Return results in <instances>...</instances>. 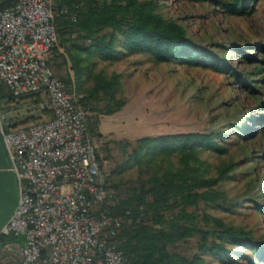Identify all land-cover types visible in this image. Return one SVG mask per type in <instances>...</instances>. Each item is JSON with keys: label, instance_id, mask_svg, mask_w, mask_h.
Instances as JSON below:
<instances>
[{"label": "trees", "instance_id": "trees-1", "mask_svg": "<svg viewBox=\"0 0 264 264\" xmlns=\"http://www.w3.org/2000/svg\"><path fill=\"white\" fill-rule=\"evenodd\" d=\"M255 1L222 0L215 6L221 13L239 18L253 13ZM52 6L58 46L52 51L49 67L52 72L54 68L55 78L68 92L80 96L78 102L89 115L88 134L97 140L101 139L97 132L98 117L114 115L125 106V101L117 98L122 93V76L113 73L107 77L102 71L96 73L95 68L99 63L113 64L125 56L146 55L156 63L177 62L206 69L232 78L250 96H261L254 86L264 88V45L237 49L242 63L253 68L250 74L253 80L247 81L212 52L190 44L182 27L165 22L156 13L155 2L52 0ZM62 8L67 9L68 15L59 14ZM70 14L74 15V21ZM257 109L252 122L264 132V99ZM42 111L47 113V121L53 119L50 110ZM122 146L126 159L107 176L108 182L110 177L119 178L115 184L109 182L110 186L117 192L122 186L121 177L131 167H136L139 178L145 177L138 187L127 191L123 200H118L112 211L113 215L126 211L133 214V224L124 225L115 238L125 264H207L205 257L220 264H236L239 259L246 264H264V241L258 244L252 233L235 230L207 213L219 209L226 201V194L217 187L227 179L224 174L232 166H218L216 176L211 177L209 165L199 159L204 151L217 156L226 153L212 134L142 138L133 146L129 143ZM100 152L109 159L107 143H101L96 150L99 163L103 161ZM255 210L264 214L258 205ZM140 213L145 220L136 223ZM156 225H164L167 230H154L152 226ZM154 242L160 244L159 248L150 247ZM191 242L194 245L185 248ZM227 246L251 256L235 254L234 259Z\"/></svg>", "mask_w": 264, "mask_h": 264}, {"label": "rangeland", "instance_id": "rangeland-1", "mask_svg": "<svg viewBox=\"0 0 264 264\" xmlns=\"http://www.w3.org/2000/svg\"><path fill=\"white\" fill-rule=\"evenodd\" d=\"M138 1L155 2L156 13L165 22L182 27L190 44L212 52L226 65L237 69L247 81L253 80L250 77L252 66L242 63L236 52L264 45V0L255 1L250 16L239 18L221 13L215 4L222 0ZM100 71L107 77L113 73L122 76V93L117 98L125 101V106L114 115L98 117L100 140L88 134L96 150L101 143L108 145L109 159H105L107 154L100 152L103 172L109 177L126 159L122 146L125 143L133 146L142 138L212 134L216 144L226 153L217 156L204 151L199 159L209 165L211 177L216 176L218 166H232L224 174L227 179L217 187L219 192L226 194V201L219 209L207 213L226 226L252 233L256 243L263 242L264 214H259L255 206L264 209V132L252 119L257 116L259 101L264 99V88L255 85L261 96H250L228 76L177 62L156 63L146 55L125 56L113 64L99 63L95 72ZM64 73L62 69L61 74ZM47 102L43 92L14 97L8 88L2 87L0 115L21 114L13 127H5V132L26 130L46 122L47 113L41 108L47 106ZM127 152L130 153V149ZM118 179L110 177L109 182L115 184ZM121 179L118 200H123L127 191L138 187L145 177L139 178L136 167H131ZM152 228L167 230L164 225ZM193 245L191 242L185 248ZM159 246L158 242L150 244L151 248ZM227 249L234 259L237 258L235 254L251 256L236 247L227 246ZM205 260L207 264H220L210 257ZM236 264L246 263L239 259Z\"/></svg>", "mask_w": 264, "mask_h": 264}, {"label": "built area", "instance_id": "built-area-1", "mask_svg": "<svg viewBox=\"0 0 264 264\" xmlns=\"http://www.w3.org/2000/svg\"><path fill=\"white\" fill-rule=\"evenodd\" d=\"M54 17L52 0H0V90L14 97L44 92L48 104L41 110L53 115L11 132L5 127L21 114L0 115L20 184L17 207L0 232V264H125L115 238L133 224V214H112L117 192L96 160L88 112L49 67L58 46ZM144 219L140 213L136 223Z\"/></svg>", "mask_w": 264, "mask_h": 264}, {"label": "water", "instance_id": "water-1", "mask_svg": "<svg viewBox=\"0 0 264 264\" xmlns=\"http://www.w3.org/2000/svg\"><path fill=\"white\" fill-rule=\"evenodd\" d=\"M20 196V184L0 134V232L12 217Z\"/></svg>", "mask_w": 264, "mask_h": 264}]
</instances>
